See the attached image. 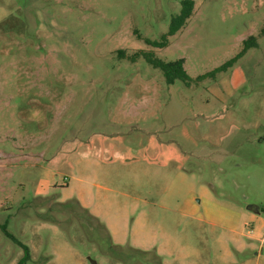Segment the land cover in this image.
<instances>
[{"label": "rangeland", "instance_id": "rangeland-1", "mask_svg": "<svg viewBox=\"0 0 264 264\" xmlns=\"http://www.w3.org/2000/svg\"><path fill=\"white\" fill-rule=\"evenodd\" d=\"M182 2L0 0V264H264V0Z\"/></svg>", "mask_w": 264, "mask_h": 264}, {"label": "trees", "instance_id": "trees-1", "mask_svg": "<svg viewBox=\"0 0 264 264\" xmlns=\"http://www.w3.org/2000/svg\"><path fill=\"white\" fill-rule=\"evenodd\" d=\"M194 9V0H183L182 2V8L179 13H177L175 16L172 17L169 30L162 34L160 40H153L150 38H145V42L148 44H151L153 46L157 47H164L169 42V37L171 35H174L182 26L185 25L187 19L192 15ZM255 37H249L244 42V47L240 52H238L234 57L226 60L221 65L215 67L214 69L203 73L196 78L192 77L184 68V59L179 58L172 61H165L158 57L153 50H139L138 52L131 55V58L136 59L139 57H143L147 62H149L151 65L160 68L165 76L172 80L173 78H179L185 83L189 84L194 79L196 81L203 80L207 77L216 78L218 73L226 71L228 68L233 66L237 60L242 57L247 50L254 44ZM0 228L3 230V232L12 240L17 242L18 244L22 245L24 248V255L20 262L24 263L29 259V247L22 241H20L7 227L6 223L0 224Z\"/></svg>", "mask_w": 264, "mask_h": 264}, {"label": "crops", "instance_id": "crops-1", "mask_svg": "<svg viewBox=\"0 0 264 264\" xmlns=\"http://www.w3.org/2000/svg\"><path fill=\"white\" fill-rule=\"evenodd\" d=\"M264 207L263 206H261V208L260 209H263Z\"/></svg>", "mask_w": 264, "mask_h": 264}]
</instances>
